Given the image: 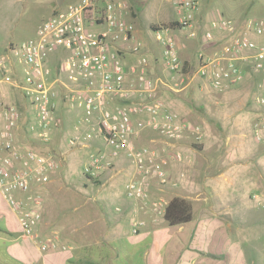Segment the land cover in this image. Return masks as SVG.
Here are the masks:
<instances>
[{
  "label": "built area",
  "instance_id": "1",
  "mask_svg": "<svg viewBox=\"0 0 264 264\" xmlns=\"http://www.w3.org/2000/svg\"><path fill=\"white\" fill-rule=\"evenodd\" d=\"M169 1L178 30L185 29L188 39L214 42L216 33L221 38L219 46L197 53L198 62L187 75L215 91L244 84L249 75L259 76L254 101L260 109L252 135L264 144V40L258 39L264 37V18L207 16L201 14V0ZM129 7L126 0H78L56 7L34 37L11 44L8 53L0 56V87L14 85L34 106L33 116L26 120L15 103L0 100V196L23 236H34L42 216L43 199L35 187L59 167L57 156L35 148L30 135L49 147L52 130L61 125L60 99L82 112L74 123L75 135L66 141L68 146L83 148L92 138L103 142V148L87 155L82 169L86 177L97 179L122 155L135 164L138 175L124 182L130 199H148L146 187L153 173L160 186L167 183V167L185 158L173 148L187 135L196 141L202 138L200 125H191L158 97L161 84L178 91V83L184 80L185 60L174 30L162 24L152 30L163 66L175 80L168 84L149 72V56L136 37L135 24L126 17ZM58 49L66 55L52 68L48 56ZM123 51L134 56L132 63L123 62ZM14 60L22 66L19 79L12 68ZM115 98L121 103L111 107L108 102ZM137 116L143 118L136 120ZM81 125L84 132L79 131ZM144 129L154 133L151 143L137 144ZM21 134L25 141L19 139ZM17 192L24 198L17 197ZM150 207L158 211L165 203L158 199ZM132 223L136 232L144 222L134 219ZM39 245L46 249L55 243L46 238Z\"/></svg>",
  "mask_w": 264,
  "mask_h": 264
},
{
  "label": "crops",
  "instance_id": "2",
  "mask_svg": "<svg viewBox=\"0 0 264 264\" xmlns=\"http://www.w3.org/2000/svg\"><path fill=\"white\" fill-rule=\"evenodd\" d=\"M18 1L21 14V5L29 0ZM126 1L130 6L126 17L135 24L136 37L149 56V72L155 75L164 66L160 54L153 51L154 36L149 26L170 18H157L150 21L147 28L138 27L134 2L145 0ZM72 2L75 0H60V5L58 1L57 4L64 7ZM49 9L52 14L55 7ZM154 11L158 16L165 12L160 4L154 7ZM201 14L212 15L204 6ZM258 39L264 40V37ZM214 42L216 46L221 43L217 33ZM6 43L0 47V55L8 53L12 42ZM180 54L185 59L190 57L191 66L197 64V54L191 56L181 43ZM65 55L64 49L55 50L48 56L47 63L54 68ZM121 55L125 64L135 59L126 51ZM15 63L12 68L19 73L22 67L18 71L17 61ZM258 77L249 75L244 84L219 91L226 94L234 91L237 110L231 117L241 129L233 135L241 142L248 140L253 145L249 151L228 147L225 131L209 134V124L204 115L194 116L191 111L179 109L162 93V87L159 88L158 97L168 109L183 114L191 125H200L202 143L190 144L192 136L187 135L173 148L181 151L185 158L167 167L166 184L160 186L155 173L150 176L146 187L149 193L147 200L130 199L125 195L124 182L138 175V170L123 155L115 158L113 166L100 174L97 181L102 187L94 191L82 186L77 188L64 181L66 166L75 159L74 151L58 153V150L50 149L59 159V167L48 174L41 186L33 188L43 199L42 216L34 229V236L21 234L10 207L0 196V264H264V247H244L245 250L242 246L243 240L251 235L247 233L252 228L248 224L250 216L259 212V217H264V144L257 142L252 135V126L260 109L252 97ZM3 85L0 100L22 105L12 89L14 85ZM108 103L113 107L121 102L115 98ZM57 114L62 129H67L69 124L74 125L82 112L70 108L60 99ZM141 118L143 116H137L136 120ZM226 118V114L220 115L217 122L224 126ZM152 134V131L144 129L136 140L137 144H150ZM103 147L101 140L90 139L86 157ZM253 194L258 197L253 198ZM16 196L24 198L20 192ZM176 196L190 205L192 214L187 222L171 224L163 213L168 202ZM158 199L164 201L165 207L152 210L151 202ZM134 219L144 222L136 232H132ZM46 238H51L55 245L41 249L39 241Z\"/></svg>",
  "mask_w": 264,
  "mask_h": 264
},
{
  "label": "rangeland",
  "instance_id": "3",
  "mask_svg": "<svg viewBox=\"0 0 264 264\" xmlns=\"http://www.w3.org/2000/svg\"><path fill=\"white\" fill-rule=\"evenodd\" d=\"M53 1V3H52ZM67 1V0H66ZM78 1V0H75ZM138 1V0H134ZM20 1L18 0H0V47L7 45V41H11L12 44L30 39L35 32V29L43 19L49 18L51 16L50 9L51 6L55 7L58 5L57 0H29V2H24L21 5V14H20ZM26 3V5H25ZM202 6L207 8V11L212 13L214 17H226V18H243V17H263L264 18V0H201ZM162 5L165 12H161L158 16L155 14L154 7L156 5ZM135 10L138 13L137 23L138 27L147 28L148 23L151 21L158 20L157 18H170L173 20L176 18L173 6L169 0H145L144 2H134ZM186 30H174L173 35L177 37L178 50L180 53V43L181 47L190 52V55L197 54L199 51H209L212 50L216 44L215 42H210L206 44V41H190L185 35ZM153 51L156 55L160 54V48L156 40H154ZM180 42V43H179ZM206 45V46H205ZM5 53H3L4 55ZM1 56V55H0ZM181 56V54H180ZM182 59L187 61L190 64H193L190 61L188 56L186 59L181 56ZM15 60L12 61V66H15ZM18 71L21 69V64L17 62ZM17 69V68H16ZM185 73L183 75V82L178 83V91H174L168 87V85L161 84L162 93L165 94L168 100H173L172 102L179 109H186L191 111L194 116L204 115L207 118L209 124L207 132L209 134L216 133L219 131H225L228 137V147L236 148L241 151H249L253 145L249 143L248 140L239 141L237 136L233 134L239 131L241 128L239 123H234L235 121L231 116L236 112V99L234 91L226 93H220L210 89L205 83L199 84L197 78L187 75L186 70L183 69ZM16 77H22L21 70L19 73L15 72ZM155 76L162 78L165 81H168V84L174 83L175 80L171 79V75L166 69L161 66L159 73H155ZM181 78H177V81H181ZM4 86V85H2ZM1 86V87H2ZM0 87V88H1ZM180 88V89H179ZM14 91L18 94L21 99L22 105L15 103L17 107L24 113V117L29 119L33 116L34 106L24 98L21 92L14 86ZM159 91V89H158ZM256 91V90H255ZM255 91L253 96L255 95ZM162 100V99H161ZM236 109V110H235ZM172 110V109H171ZM173 111L179 113L178 111ZM181 116L183 114L179 113ZM226 114L227 122L224 126L220 121L217 122L220 115ZM231 119V120H230ZM199 125V124H198ZM80 132L85 131V126L81 125L79 128ZM76 130H74V125L69 124L67 129L60 125L57 129H53L50 135V143L48 145L42 144L34 136L30 135L31 140H33L34 147L40 151H49L50 149L58 150V153L65 151H74L75 157L74 161L66 166L67 172L65 174L64 181L68 185L74 187H81L90 190L101 189L102 186L95 182V180H90L82 172L83 166L87 161L86 157V147L83 148H71L67 144V139L70 136H74ZM21 134L19 139L25 141V138ZM154 135L152 134V137ZM239 141V142H238ZM192 145H197L202 143L196 141L193 137L189 141ZM73 157V158H74ZM66 171V170H65ZM99 178L96 179V181ZM254 216L251 217V221H248L250 224L249 227H252L251 230H247V233H251L247 239L243 240L242 246L250 248L251 246H256L257 248H263V236H264V217H259V212L253 213ZM247 222V219L244 220ZM254 225V226H252ZM235 246H238V243H235ZM244 248V249H245ZM245 249V250H246Z\"/></svg>",
  "mask_w": 264,
  "mask_h": 264
},
{
  "label": "trees",
  "instance_id": "4",
  "mask_svg": "<svg viewBox=\"0 0 264 264\" xmlns=\"http://www.w3.org/2000/svg\"><path fill=\"white\" fill-rule=\"evenodd\" d=\"M160 24L165 25V26H169V28H171L173 30H178L180 28L178 23L175 22L174 20L163 21V22L158 23V24L150 25L149 27L152 30H154ZM190 67H191V64L189 65V63L187 61H185L183 69L186 71H189ZM198 148H200V147H198ZM95 182H98V181L95 180ZM191 214L192 213H191L190 205L185 200H183V198H180L178 196L173 197L168 202V204L165 208V213H163L164 218L168 222H170L171 224H175V223L182 222V221L187 222L191 219Z\"/></svg>",
  "mask_w": 264,
  "mask_h": 264
},
{
  "label": "water",
  "instance_id": "5",
  "mask_svg": "<svg viewBox=\"0 0 264 264\" xmlns=\"http://www.w3.org/2000/svg\"><path fill=\"white\" fill-rule=\"evenodd\" d=\"M57 1H58V4L60 5V0H57ZM59 5H58V6H59Z\"/></svg>",
  "mask_w": 264,
  "mask_h": 264
}]
</instances>
